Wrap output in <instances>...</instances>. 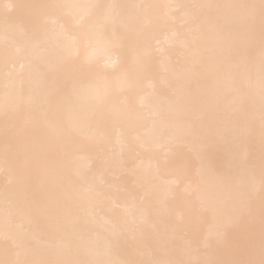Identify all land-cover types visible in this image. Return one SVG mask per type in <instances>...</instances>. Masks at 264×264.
I'll return each mask as SVG.
<instances>
[{
    "label": "bare ground",
    "instance_id": "6f19581e",
    "mask_svg": "<svg viewBox=\"0 0 264 264\" xmlns=\"http://www.w3.org/2000/svg\"><path fill=\"white\" fill-rule=\"evenodd\" d=\"M260 2L0 0V264H258Z\"/></svg>",
    "mask_w": 264,
    "mask_h": 264
},
{
    "label": "snow or ice",
    "instance_id": "6c2138e0",
    "mask_svg": "<svg viewBox=\"0 0 264 264\" xmlns=\"http://www.w3.org/2000/svg\"><path fill=\"white\" fill-rule=\"evenodd\" d=\"M237 7H254L241 5ZM260 25H261V62H260V95H261V118L264 120V0L260 2ZM249 81H251V72H249ZM232 87H236L233 81ZM96 264H117L115 261H98ZM154 264H167L164 261H156ZM246 264H257L256 261H248ZM258 264H264V241H262V258L259 260Z\"/></svg>",
    "mask_w": 264,
    "mask_h": 264
}]
</instances>
